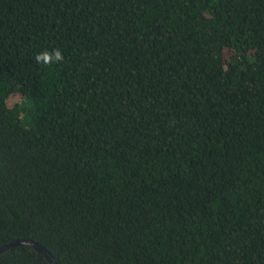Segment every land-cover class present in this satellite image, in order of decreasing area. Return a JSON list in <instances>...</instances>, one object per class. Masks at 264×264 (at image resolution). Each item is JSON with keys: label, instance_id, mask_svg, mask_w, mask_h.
Wrapping results in <instances>:
<instances>
[{"label": "trees", "instance_id": "16d2710c", "mask_svg": "<svg viewBox=\"0 0 264 264\" xmlns=\"http://www.w3.org/2000/svg\"><path fill=\"white\" fill-rule=\"evenodd\" d=\"M21 238L59 264H264V0H0V246Z\"/></svg>", "mask_w": 264, "mask_h": 264}, {"label": "water", "instance_id": "95a60500", "mask_svg": "<svg viewBox=\"0 0 264 264\" xmlns=\"http://www.w3.org/2000/svg\"><path fill=\"white\" fill-rule=\"evenodd\" d=\"M20 245L33 246L37 250L42 252L48 258L51 264H59V262L55 259L54 255L45 246L30 239L21 238V239L12 240L11 242L0 246V253L7 250L10 247H15Z\"/></svg>", "mask_w": 264, "mask_h": 264}, {"label": "clouds", "instance_id": "9594fccd", "mask_svg": "<svg viewBox=\"0 0 264 264\" xmlns=\"http://www.w3.org/2000/svg\"><path fill=\"white\" fill-rule=\"evenodd\" d=\"M35 61L41 65L58 64L64 60V55L60 48L44 50L34 56Z\"/></svg>", "mask_w": 264, "mask_h": 264}]
</instances>
